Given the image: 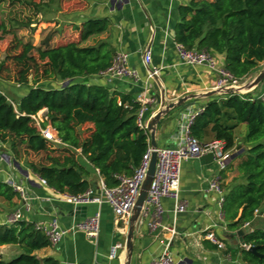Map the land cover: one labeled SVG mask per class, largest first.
<instances>
[{"label":"trees","instance_id":"16d2710c","mask_svg":"<svg viewBox=\"0 0 264 264\" xmlns=\"http://www.w3.org/2000/svg\"><path fill=\"white\" fill-rule=\"evenodd\" d=\"M30 1L37 10L45 5L42 0ZM51 1L60 11L61 1ZM67 1L74 5L68 11H74L86 7L90 0ZM177 11L175 41L187 48L206 49L216 57L223 54L221 63L241 81L264 62V0H188ZM109 25L106 16H90L73 23L78 39L50 45L53 35L60 32L55 28L46 33L42 45H34L0 23V37H12L0 60V80L27 86L16 100L0 87V143H7L14 159L23 160L58 192L77 194L93 186L80 155L97 169L105 185L112 187L119 176L133 173L149 145L147 130L137 123L140 103L130 94L89 81L111 65L116 51L106 39L82 43L107 31ZM31 72L34 84L29 85ZM44 79L68 83L37 84ZM201 106L189 126L190 134L202 142L211 134L235 154L221 172V178L226 177V170L238 173L221 184L225 191L223 220L228 229L241 230V243L255 245L264 253V227H242L264 203V97H254L251 91L213 95ZM41 109L47 116L42 125L49 123L64 145H54L39 133L30 115ZM239 123L246 125L241 143L234 134ZM0 197L12 205L14 198H21L1 177ZM5 244L17 246L20 252L8 260L0 257V264H61L52 256L34 253L51 245L34 222L17 219L0 223V245ZM233 251L248 264H264V256L257 257L242 245Z\"/></svg>","mask_w":264,"mask_h":264},{"label":"crops","instance_id":"0c3cea01","mask_svg":"<svg viewBox=\"0 0 264 264\" xmlns=\"http://www.w3.org/2000/svg\"><path fill=\"white\" fill-rule=\"evenodd\" d=\"M187 2L188 0H90L86 7L72 13L73 16L68 20L78 24L90 16H106L110 19L107 31L91 36L82 44H91L99 39L108 40L116 52L126 53L127 63L137 70L138 75L129 78L99 74L90 76L89 81L106 85L110 91L130 94L134 99L138 94H142L147 101L142 116L143 124H147L161 108V103L156 97L158 94L164 92L167 102L187 93L205 92L212 87L215 78L213 71L205 66L183 63L175 53L174 26L179 21L177 8ZM147 49L151 52L148 67L143 62V54ZM223 57V54L217 55L220 62ZM153 67L159 68L156 78L149 75V68ZM155 82L158 84L157 88L154 86ZM262 87L264 85L256 87L251 93H258ZM23 93L24 91L19 96ZM207 99L208 97H199L190 100L184 106L164 114L155 132L157 146L174 144L173 135L185 106L201 105ZM147 133L149 136L148 131ZM211 140L214 139L208 134L204 142ZM236 141L242 142L238 139ZM77 153L80 155L79 150ZM229 154L231 159V150ZM80 160L89 172V178L94 182L92 187L96 188L99 174L81 155ZM233 163L236 164V160ZM217 172L212 152L189 158L182 163L179 182V194L187 203L186 210L174 216V201L169 197L161 199L165 209L162 224L170 226L174 223L178 231L169 242V252L175 264H248L238 252L233 251V248L242 245L238 234L240 229L230 230L226 227V221L219 217L217 194L207 191L208 180ZM96 174L97 179L94 178ZM225 174L226 177L221 179L222 182L228 183L238 173L233 169L226 170ZM0 177H12L19 182L25 188L27 202L30 204V209L25 210V200L22 198H14V206L10 209L7 207L12 204L8 201L0 203L2 224H9L17 209L21 214L19 219L35 223L55 217L62 228L69 227L77 219L99 213L100 231L95 239L87 238L81 231L67 232L55 244L35 250L34 253L38 257L52 256L61 264L124 263L127 230L121 232L117 229L116 218L107 203L86 204L85 216L69 214L74 205L61 201L57 192L41 183L23 160L14 159L9 153L7 143H0ZM150 218V209L141 211L134 229L129 264H152L170 238V233L161 227L150 229ZM242 227L246 230L264 227V203L248 225ZM207 229L214 232L223 243L222 247H214L213 243L204 237ZM116 244H119V247L111 257V248ZM228 247L231 249H227ZM18 250L17 246L12 244L0 245V257L17 255Z\"/></svg>","mask_w":264,"mask_h":264},{"label":"built area","instance_id":"2783aa9c","mask_svg":"<svg viewBox=\"0 0 264 264\" xmlns=\"http://www.w3.org/2000/svg\"><path fill=\"white\" fill-rule=\"evenodd\" d=\"M175 53L178 59L183 63L195 66H205L213 71L215 78L211 88L238 87L242 85V83H240L241 80L233 76V74L223 66L219 59L206 49L187 48L182 43L175 41ZM143 62L147 67L151 62V52L149 49L143 54ZM158 71L159 68L157 67L149 68V75H156ZM101 74L109 77L120 76L135 78L137 77L138 72L134 67L127 63L126 53L116 52L113 56L111 65ZM254 97L263 98L264 87H262L258 93H254ZM135 101L140 103V108L137 110V123L140 127L146 129V124H143L142 122V116L146 109L145 104L147 101L142 94H138L135 97ZM202 109L203 107L201 105L190 104L185 106L180 116L177 129L173 135L174 144L157 146L155 148L157 155L155 172L142 210H151V218L148 222L149 228L155 229L161 227L170 233V238L161 253L153 260L152 264H175L169 252V242L173 236L178 234V231L174 223L170 226L162 224L165 209L162 205L161 199L163 197H169L174 201L172 209L174 216L186 210L187 203L180 198L179 194V182L183 161L204 154L205 152L213 153L218 172L208 180L207 191L217 194V204L220 207L219 217L223 219L221 205L224 200L225 191L221 186V172L227 168L230 162V154L229 151L224 149L221 140L214 139L209 142H202L190 134L189 126L194 116ZM44 110L45 109H41L36 114L30 115L35 121L39 133L54 145H64L49 123L42 125V123L47 120ZM151 152L152 148L149 144L143 152L141 161L134 169L133 173L130 175L119 176V182L115 186H106L102 178L99 176L96 188L91 186L84 192L77 194L58 192L55 190L58 194V198L61 201L68 202L74 206L86 205L89 203H107L111 207L116 218L117 229L121 232H125L127 230L133 205L139 194L141 184L146 176ZM38 178L41 183L46 184L44 178ZM3 179L20 194V197L25 200L23 208L29 210L30 204L27 202L25 188L12 177H4ZM20 216V211L17 209L11 216L10 221L17 220ZM247 225L248 222L244 224V226ZM35 228L42 231L49 238L51 244H55L61 236L67 232L81 231L87 238L95 239L100 231V216L98 212H95L89 216L73 221L67 228H62L58 219L54 217L47 221L35 222ZM204 237L218 247L223 246V243L210 229H207L204 233ZM242 246L248 249L250 245L242 243ZM117 247H119V244H116L111 248V257L115 255Z\"/></svg>","mask_w":264,"mask_h":264},{"label":"rangeland","instance_id":"374dc122","mask_svg":"<svg viewBox=\"0 0 264 264\" xmlns=\"http://www.w3.org/2000/svg\"><path fill=\"white\" fill-rule=\"evenodd\" d=\"M38 1V0H32ZM45 2L42 10L36 9L30 0H0V23L6 24L7 28L13 30L16 35L25 42H31L34 45H42L41 40L44 38L49 30L60 28V32L54 34L50 40V45H56L79 38L78 30L72 27L73 23L68 22L77 10L68 11L72 1L60 0L61 10L57 9V5L51 0H42ZM67 10V11H66ZM80 10V9H79ZM60 24V25H59ZM11 36L0 37V60L4 56L5 48L11 40ZM95 40V39H94ZM12 66V64L10 65ZM264 67V62L259 63L257 70L246 76L240 83L244 84L248 82L260 68ZM34 73L29 75V85L33 83ZM68 83L67 81H52L48 79L40 80L37 84L44 87L61 86ZM264 85V79L259 84V87ZM0 87L8 93L11 99L16 100L18 95L22 93L26 87L18 86L11 82H4L0 80ZM246 133V125L239 123L234 130L236 139L239 141L244 140ZM6 201L0 197V203ZM14 205H8L7 209L12 208ZM18 250L17 253H19ZM16 254L5 255L2 257L4 260H8L14 257Z\"/></svg>","mask_w":264,"mask_h":264},{"label":"water","instance_id":"95a60500","mask_svg":"<svg viewBox=\"0 0 264 264\" xmlns=\"http://www.w3.org/2000/svg\"><path fill=\"white\" fill-rule=\"evenodd\" d=\"M153 78H156L157 76L154 74L152 75ZM264 79V67L260 68L258 72L246 83L242 84L238 87H220V88H211L210 90H207L205 92H199V93H187L182 96L177 97L174 100L171 101H165L164 98V92L163 94H158L157 100L161 103V108L150 118V120L146 124V130L149 132V144L152 148L151 157L149 160L148 168L146 171V176L141 184L139 194L137 196V199L133 205L131 215L129 217V222L127 226V232H126V238H125V244H124V252H125V260L123 264H129L132 250H133V236H134V229L136 222L140 216V213L143 208L144 201L146 199L151 181L154 176L155 167H156V161H157V155L155 148L157 147V142L155 138V132L157 128V124L160 120V118L170 112L171 110L184 106L187 104L188 101L197 99L199 97H209L213 95H224V94H232V93H245L248 91H251L259 86V84ZM155 88L158 87L157 82L154 83ZM234 153L231 154V159L234 157ZM95 179L98 178V175L96 174L94 176ZM85 205H76L74 206L69 214L85 216ZM239 234V240L241 241V230L238 231ZM248 251L251 252L253 255L257 257H263L264 253H261L258 251L257 246L250 245L248 247Z\"/></svg>","mask_w":264,"mask_h":264}]
</instances>
